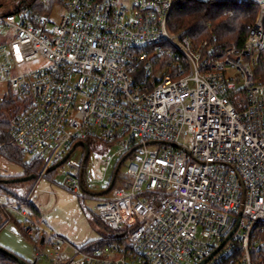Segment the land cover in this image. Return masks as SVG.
Listing matches in <instances>:
<instances>
[{"label":"built area","instance_id":"obj_1","mask_svg":"<svg viewBox=\"0 0 264 264\" xmlns=\"http://www.w3.org/2000/svg\"><path fill=\"white\" fill-rule=\"evenodd\" d=\"M255 2L241 47L221 46L216 36L195 43L172 31L175 0H62L55 4L67 12L58 24L51 0L0 10V28L10 33L0 45V83L10 87L0 91V105L9 96L25 103L9 135L41 164L36 178L56 166L65 188L95 196L86 186L92 146L104 147L100 172L114 168L107 188L128 161L130 186L115 182L95 206L106 227L125 234L92 249L44 237L39 257L200 264L218 250L206 264H264V78L256 74L264 0ZM80 143L89 147L87 158ZM77 147L80 160L72 158ZM21 206L0 201L4 224L19 215L34 237L39 222Z\"/></svg>","mask_w":264,"mask_h":264},{"label":"rangeland","instance_id":"obj_2","mask_svg":"<svg viewBox=\"0 0 264 264\" xmlns=\"http://www.w3.org/2000/svg\"><path fill=\"white\" fill-rule=\"evenodd\" d=\"M29 1L31 0H0V10L11 11L21 2ZM55 3L50 5L51 21L53 24H58L62 16L67 12V8L65 5ZM9 40V31L0 28V45L7 44ZM41 63L42 61L33 62L29 67L35 68ZM9 88L8 84L0 83V91L2 93L8 92ZM17 105L20 107L19 109H23L25 103L20 100ZM103 154V146L99 145L97 148L92 146L87 163V171L92 174V179L86 186L87 190L95 196L78 197L65 188V174L61 168L48 172L40 180L37 177L29 181L9 184L8 187L14 189L15 201L18 198L22 201L29 198L30 202L40 210L39 229H35L39 230V237H37L38 234L33 237V240L25 237L20 232L19 226L24 228L28 224L27 221L19 215L13 214L14 220L0 226V246L31 264H59L48 256H38L42 238L64 239L76 247H84L86 244L102 238L106 233V227L101 221L96 219L95 206L100 202L99 194L107 188L114 171V168H111L106 175L100 172V160ZM82 155L83 149L77 147L72 158L80 160ZM118 158L119 156L116 157L115 161ZM31 161L32 156L27 154H25L23 162H18L0 153V176L12 177L20 175L24 172L23 164ZM127 163L128 161L122 164L119 171L120 176L127 174ZM6 199V197H0V201ZM23 208L29 210L26 205Z\"/></svg>","mask_w":264,"mask_h":264},{"label":"trees","instance_id":"obj_3","mask_svg":"<svg viewBox=\"0 0 264 264\" xmlns=\"http://www.w3.org/2000/svg\"><path fill=\"white\" fill-rule=\"evenodd\" d=\"M37 1L31 0L29 2L37 3ZM59 1L61 2L62 0H51L52 3ZM24 3L28 2H21L20 4ZM258 10L259 6L255 1L239 4L237 0H175L174 10L169 19V26L174 32L185 31L186 35L195 43H201L205 40L212 42L214 36H216L217 43L221 46H229L235 43L241 47L248 38L250 27L255 22ZM256 74L257 79L264 78V52L261 66ZM18 102H20V99L9 96L0 105V153L11 160L23 162L24 152L11 140L9 135L11 124L20 112V107L17 105ZM88 144L90 145L91 142L88 141ZM23 166L24 173L19 176H0V197H6V200L15 202L14 189L8 187L9 184L15 183L12 180L34 175L41 168V164L35 161L24 163ZM130 184L127 174L120 176L118 172L116 186L129 187ZM16 202L21 204V207L24 205L28 206L30 215L37 222H40V210L30 200L25 203V200L22 201L18 198ZM6 218V212L0 207V226L4 224ZM96 219L99 220L97 217ZM12 220H14V217ZM105 229L106 233L102 238L86 244L84 248L92 249L103 246L108 242L117 241L126 232L125 229L117 232L111 231L108 227ZM19 230L25 237L33 240V237L25 233L23 227L19 226ZM37 234V237H39V230H37ZM262 240L264 241V229L262 231ZM3 249H0V264H21L18 258L24 260L8 249Z\"/></svg>","mask_w":264,"mask_h":264},{"label":"water","instance_id":"obj_4","mask_svg":"<svg viewBox=\"0 0 264 264\" xmlns=\"http://www.w3.org/2000/svg\"><path fill=\"white\" fill-rule=\"evenodd\" d=\"M153 143H154V142H150V144H153ZM80 144H81L82 146L85 147V150H86V158H87L88 155H89V147H88V145H87L86 143H80ZM68 157H69V155L64 159V161H65ZM127 157H128V155L124 156V157H123V161H125V160L127 159ZM54 169H56V166L50 168L49 171H52V170H54ZM119 169H120V165L118 166V168H117V170H116V173H115V175H114V178L112 179V182H111L110 186H109L106 190H104L103 192H101L99 195L107 194L108 192H110V191L112 190V188H113L114 185H115L116 177H117V173H118ZM35 178H36V175L34 174V175L26 176V177H23V178L13 179L12 182H23V181H29V180H32V179H35ZM222 246H223V244L221 245V247H222ZM221 247H219V249H220ZM0 249L4 250V249L1 248V247H0ZM217 251H218V250H216L214 253H212L207 259L203 260L200 264H206L207 261H208L209 259H211V258L216 254ZM12 255H14V254H12ZM18 259H19V261L21 262V264H30V263H28V262H26V261H24V260H22V259H20V258H18Z\"/></svg>","mask_w":264,"mask_h":264},{"label":"crops","instance_id":"obj_5","mask_svg":"<svg viewBox=\"0 0 264 264\" xmlns=\"http://www.w3.org/2000/svg\"><path fill=\"white\" fill-rule=\"evenodd\" d=\"M14 8H15V7H14ZM12 10H14V9H12ZM2 12H8V11H2ZM23 173H24V172H23ZM23 173H22V174H23ZM20 175H21V174H20ZM17 176H19V175H17Z\"/></svg>","mask_w":264,"mask_h":264}]
</instances>
